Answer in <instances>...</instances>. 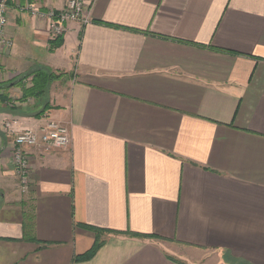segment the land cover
Returning a JSON list of instances; mask_svg holds the SVG:
<instances>
[{"label": "crops", "instance_id": "1", "mask_svg": "<svg viewBox=\"0 0 264 264\" xmlns=\"http://www.w3.org/2000/svg\"><path fill=\"white\" fill-rule=\"evenodd\" d=\"M66 2L4 1L12 46L0 43V82L62 74L45 114L72 142L29 150L23 192L4 124L34 118L10 111L27 104L9 91L0 264H264V0H94L91 23H69L52 49L27 8ZM94 229L104 244L76 260Z\"/></svg>", "mask_w": 264, "mask_h": 264}, {"label": "built area", "instance_id": "2", "mask_svg": "<svg viewBox=\"0 0 264 264\" xmlns=\"http://www.w3.org/2000/svg\"><path fill=\"white\" fill-rule=\"evenodd\" d=\"M93 2L94 0H67L65 8L60 12L54 10L44 12L32 6L27 10L33 17L47 22L48 33L54 41L66 34L69 23L76 22L82 25L91 23L89 12ZM7 11V4H0V43L11 47L12 42L5 37V28L8 24ZM4 132L13 139L11 161L23 192H27L29 188V150L42 152L63 150L69 148L72 142L70 129L46 114L34 119L31 124L11 119L4 124Z\"/></svg>", "mask_w": 264, "mask_h": 264}, {"label": "trees", "instance_id": "3", "mask_svg": "<svg viewBox=\"0 0 264 264\" xmlns=\"http://www.w3.org/2000/svg\"><path fill=\"white\" fill-rule=\"evenodd\" d=\"M63 39L60 38L53 42L52 49L61 47ZM62 77V74H56L48 67H37L32 71L18 76L13 81L0 82V107L5 105L8 107L9 91L12 88H20L22 96L19 100L20 103H27L30 100L36 102L35 107L29 106L28 112L23 113L21 108L11 106L10 111L14 114H20L22 116H29L34 119L41 118L48 110L51 109L49 100V91L52 84L58 81ZM10 107V106H9ZM38 107H42L38 110ZM37 109V110H36ZM96 232V242L92 249L86 254L79 256L76 260L85 261L94 257L97 251L102 247L104 242L101 240V234L103 231L94 229ZM139 236V235H137Z\"/></svg>", "mask_w": 264, "mask_h": 264}, {"label": "rangeland", "instance_id": "4", "mask_svg": "<svg viewBox=\"0 0 264 264\" xmlns=\"http://www.w3.org/2000/svg\"><path fill=\"white\" fill-rule=\"evenodd\" d=\"M0 76H1V73H0ZM55 82H57V81H55ZM54 82V83H55ZM53 83V84H54ZM52 84V85H53ZM50 92V91H49ZM14 100V99H13ZM49 100H50V93H49ZM9 101H10V99H9ZM13 103L12 102H8V106H11ZM25 104V103H24ZM27 105H26V107H24V109H22L21 111L24 113H27L28 111V107L29 106H33V107H35V104H36V102L32 99V100H30V101H28L27 103H26ZM50 106H51V104H50ZM42 107H38L37 109L38 110H40ZM52 108V107H51ZM36 109V110H37ZM185 250H181V252H184ZM186 254H188V256L190 255V257L193 259V260H197L198 258H196L197 256H196V254L195 253H191V252H186ZM212 258H214V259H212ZM217 258H219L218 257V255H213L211 258H209L208 260H206V262L207 263H209L210 264V262H214L215 264L218 262V259ZM202 260H200V262H201ZM204 261V260H203ZM222 261H224V262H226L225 264H247V263H245V262H243V261H240V260H237V259H229V260H223L222 259ZM206 262L204 261L203 263L204 264H206Z\"/></svg>", "mask_w": 264, "mask_h": 264}, {"label": "water", "instance_id": "5", "mask_svg": "<svg viewBox=\"0 0 264 264\" xmlns=\"http://www.w3.org/2000/svg\"><path fill=\"white\" fill-rule=\"evenodd\" d=\"M5 0H0V4L4 3Z\"/></svg>", "mask_w": 264, "mask_h": 264}]
</instances>
